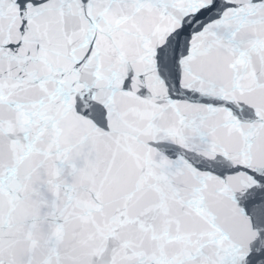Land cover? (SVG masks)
<instances>
[{
  "label": "snow or ice",
  "instance_id": "1",
  "mask_svg": "<svg viewBox=\"0 0 264 264\" xmlns=\"http://www.w3.org/2000/svg\"><path fill=\"white\" fill-rule=\"evenodd\" d=\"M0 264H264V0H0Z\"/></svg>",
  "mask_w": 264,
  "mask_h": 264
}]
</instances>
